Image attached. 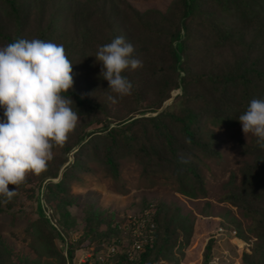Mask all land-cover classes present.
<instances>
[{"label":"trees","instance_id":"16d2710c","mask_svg":"<svg viewBox=\"0 0 264 264\" xmlns=\"http://www.w3.org/2000/svg\"><path fill=\"white\" fill-rule=\"evenodd\" d=\"M7 2L9 14L15 26L11 32L0 34L4 46L17 39H23L17 36L19 33L16 34L18 28L22 26V15L19 14L18 5L12 0ZM174 6L177 10L180 9V14L171 12L170 18L177 15L176 21H178L171 29L162 26L167 17L158 9L139 12L129 3L117 4L109 0L94 12L95 19L92 26L85 22L75 26L74 33L78 32L79 39L75 44L58 42V45H63L68 59L73 64V87L65 95L74 102L73 110L80 116V122L74 132L69 135L66 144L59 148L60 150L54 148L58 150L60 157L56 158L55 165L49 169L50 175L53 177L56 175L60 163L65 159V151L76 145L71 149L73 159L59 170L57 180L47 179L43 184L48 200L55 199L53 196L58 197L52 208V216L59 225L64 223L67 217L65 214L69 213L67 206L71 201L65 202L64 196L61 194V197L56 192L63 191L66 194L69 181L80 177L85 169H89L90 160L99 164L106 174L115 177L118 164L116 158L123 152L136 155L143 173L171 172L170 174L177 181V191L181 194L194 197L197 191L204 193L195 160L201 155L218 156L219 153L211 133H206V137L202 138L199 131L200 123L197 125L195 123L200 117L208 115L214 123L232 124L239 115L244 113L251 100L264 99V53L260 56L256 54L250 56V48L245 47L244 52L239 51L240 54L237 52L229 56L230 58H224L226 51H232L238 42L234 37L230 16L240 18L247 16L246 12H250L252 13L250 17H254L257 15H254L255 9L258 8L263 13L260 20L259 16L257 17L259 20L257 31L262 30L264 0H176ZM91 15V13L87 14L80 22L85 20L87 22ZM248 18L249 16L245 20ZM200 19L213 39L209 45L206 43L207 45L198 52L205 53L207 50L210 53L207 56V63L212 67L193 75L190 73L188 64L191 56L185 50V43L190 34L188 27L190 24L187 21H192V25L196 26ZM57 23H47L46 31L35 35V39L48 42L52 37L50 30L59 28L60 24ZM117 36H123L126 42L133 45L134 57L147 59L152 55L155 56V64L151 65L150 61H144L143 67L136 70L129 69L124 73L138 93L135 97L136 102L142 99V102L137 105H140L142 114L148 112L146 115L133 118L129 115L123 118L108 116L109 114L103 110L109 107L107 100L109 90L106 89L101 93L99 90L104 85L107 88L108 82L99 75L101 63L96 60L95 54L99 46L111 42ZM87 76L90 77V82L86 80ZM79 79H82L80 80L83 82L82 85L75 82ZM174 89L178 92L172 96L168 104L158 110ZM147 98L150 99L147 101ZM3 112L4 109L0 108V120L3 119ZM152 112L155 113L152 114ZM98 113L108 116L106 122L86 130L88 124L97 122ZM110 120L114 121L113 125L108 124ZM147 130L151 131L149 135ZM73 137H75L74 143ZM240 145L241 152L248 155L247 159L241 161L238 168L242 174L241 183L244 186L242 196L238 197L237 194L232 197L236 205L243 206V213L250 216L251 223L243 229L239 227V224L237 225L238 222L226 223L236 229L237 236L248 242L249 248L242 249L240 252L241 263L264 264V205H262L264 203V149L256 144L255 137L249 144L240 142ZM51 163L52 160L48 162V166ZM78 172L80 173L76 174ZM49 173L44 171L38 175L36 186L40 184L44 175ZM52 188L54 191L50 190ZM37 189L32 210L39 223L36 222L34 225H38V228L33 227L30 232L39 235L43 233L45 238L38 241V246L34 240L29 245L39 253L41 252L39 250L49 247L52 237L61 242L63 239L61 231L57 230L44 214ZM149 204L151 203L145 201L140 205V210ZM0 207L6 206L0 205ZM152 207L154 238L139 254L141 259L146 260L167 258L163 256L162 249L168 251L166 244H171L169 237L161 238L158 235L160 232L159 207L155 204ZM110 219L111 221L106 220L108 226L100 234L102 236L100 242L105 239L103 244L114 242L121 233L118 227L119 220ZM91 230L94 229L91 228ZM158 239L162 241H159V244ZM72 241L63 242L67 258H71L74 253ZM53 243L54 252L64 264L63 256L54 240ZM213 243L212 237H209L203 245L201 256L203 264L207 263L211 257ZM182 245L180 243V246ZM101 247L102 245H99L93 249L96 251ZM7 254L9 255L10 251H7ZM27 264H39V261L38 259H35L34 263L27 261Z\"/></svg>","mask_w":264,"mask_h":264},{"label":"rangeland","instance_id":"374dc122","mask_svg":"<svg viewBox=\"0 0 264 264\" xmlns=\"http://www.w3.org/2000/svg\"><path fill=\"white\" fill-rule=\"evenodd\" d=\"M12 1L18 5L19 14L22 15V26L18 28L19 30L17 29V32L15 31L16 34L19 33L17 36L27 40L35 39V35L46 31L47 23L58 22L60 24L58 25L59 28H52L50 30L52 37H50L48 42L55 44L67 42V44L72 45L79 40L77 38L78 32L74 33L75 26L84 22L92 26L95 19L94 12L109 0ZM113 1L117 2V4L129 3L131 7L139 12L158 9L167 17L162 24L165 28L172 29L176 25V22H178L176 18L180 14V9L177 10L174 6L176 0ZM7 4V0H0V34L11 32L13 26H15L9 14L10 11ZM172 11H175L177 15H173L170 18ZM90 13L92 15L87 22L86 20L80 22L82 18ZM262 13V11L256 8L254 15H257L254 17H250L252 15L250 12H246L247 16L245 17L235 18L230 16L234 28V37L238 42L232 51H226L227 53L224 54V58H230L229 56L237 52L239 53V51L244 52L245 47L250 48V56L255 54L260 56L264 53V27L262 30L257 31V24ZM248 16L249 18L245 20ZM258 16L259 20H257ZM201 21L200 19L196 26L192 25V21H187L190 24L188 25L190 34L185 43V50L191 56L188 64L190 66V73L193 75L212 67L210 66L211 64L208 65L207 63V56L210 53L207 50L205 53L204 51L198 52L207 44L209 45L213 39ZM3 46L0 38V47ZM140 60L142 63L150 61L151 65L155 64L154 55ZM80 80L82 79L75 82L82 85L83 82H80ZM86 80L90 82L91 79L87 76ZM134 88L135 86H133L131 95L123 97L117 104H111L108 101L109 107L103 109L109 114L108 116L124 118L130 115L133 118L148 113L142 114L140 105H137L142 102V99L140 98L136 102L135 97L138 93ZM106 89L104 85L99 90V93ZM96 91L98 92V90ZM171 92L175 94L178 90L174 89ZM149 99L147 98V101ZM154 113L152 112V114ZM108 116L98 113L96 115L97 122L88 124L85 129L88 130L93 128V126L104 124ZM113 122L110 120L108 124L113 125ZM198 123H200L199 131L201 137L205 138L206 133L210 132L214 137L215 148L219 153L218 156L201 155L195 160L197 170L202 179L204 193L197 191L194 197L181 194L177 191V181L170 174L171 172L155 171L143 173L136 155L123 152L116 158L118 164L115 177L106 174L99 164L90 160L88 162L89 169H85L80 174V177L78 176L74 180L69 181L67 186L68 192L66 194L63 191H60L61 193L56 192L60 196L61 194L64 196L65 202L67 200L71 201L67 206L69 213L65 214L67 217H65L64 223H62L63 226L59 225L52 216V208L58 197L53 196L55 199L51 198L48 200L43 184L47 179L57 180L59 170L73 159L71 149L76 147V145L65 151V159L60 163L58 172L54 177L50 175L49 169L55 165L56 158L60 156L57 150L59 148L53 149L54 157L52 163L45 171V173L49 174L44 175L40 184L36 186L38 183L37 175L29 174L26 182L17 189V194L9 203L5 205L0 202L1 206L7 207H0V264H10V262L11 264H19L21 262L27 264V261L34 263L35 259H38L39 264H62L58 255L54 252L52 246L54 244L53 240L63 256V262H65V245H63L65 240H74L72 241L74 243L73 252H78L81 249L97 248L105 242V239H102L100 242V238L102 237L100 234L108 226L106 220L109 219L111 221L110 218H113L114 221L119 220L121 223L126 214L135 213L140 210V205L145 201L159 207L160 232L158 235L161 238L164 236L166 238L169 237L171 241V244H166L168 251L162 249L164 251L163 256L167 258L162 257L163 262L161 264H203L201 261L202 248L208 239L207 234L210 229L215 228L218 224H222L228 230L230 225L226 222L229 221L231 223L238 222L237 225L239 224L241 229L246 228L251 223L250 216L243 213V206L236 205L232 196H237V194L238 197L242 196L241 193L244 186L241 183L242 174L238 168L241 161L247 159L248 155L241 152L240 142L249 144L254 136L251 134L246 137L244 136L238 119L232 124L224 122L214 123L208 115H205V117H200L195 125ZM147 131V135H149L151 131ZM74 139L75 137H73V143ZM177 152H179L178 149ZM13 187L9 185L10 189ZM36 188L39 191L38 197L39 201L42 202L44 214L48 221L57 230L61 231L63 239L61 242L52 237L49 247L45 250H39L41 251L39 253L35 252L33 247L29 245L34 240L36 246H38V241L45 238H43V233L39 235L38 233L30 232L33 227L38 228V225L35 226L34 224L36 222L39 223V220L34 216L35 212L32 210L34 209ZM50 190L54 191V188ZM3 200L4 197L0 196V201ZM165 224L167 225L164 226ZM91 228L94 230H91ZM188 232L189 237H187ZM186 237L187 240L185 242ZM250 238L252 240V237ZM159 241L158 239V244L162 242ZM213 241L210 256L212 257L213 254L214 257H217L216 260L220 264L228 262L234 264L235 259H238V254H240L242 247L245 246L242 243V247H235V244L238 242L234 244L230 239L224 237V235H218L216 240L213 239ZM180 243L183 245L180 246ZM248 248L249 246L245 249ZM7 251H10L9 255ZM236 251L237 256H235ZM7 257L10 259L7 260ZM178 258L180 259L179 261Z\"/></svg>","mask_w":264,"mask_h":264},{"label":"clouds","instance_id":"9594fccd","mask_svg":"<svg viewBox=\"0 0 264 264\" xmlns=\"http://www.w3.org/2000/svg\"><path fill=\"white\" fill-rule=\"evenodd\" d=\"M133 52V45L117 36L95 54L111 104L132 94L124 73L143 67ZM72 66L63 45L52 42L17 39L0 47V202L9 203L29 174L46 171L53 149L62 148L80 122L65 95L74 83ZM238 120L244 136L251 134L264 149V99L251 100Z\"/></svg>","mask_w":264,"mask_h":264},{"label":"built area","instance_id":"2783aa9c","mask_svg":"<svg viewBox=\"0 0 264 264\" xmlns=\"http://www.w3.org/2000/svg\"><path fill=\"white\" fill-rule=\"evenodd\" d=\"M152 205L151 203L135 213L126 214L124 220L118 224L121 233L114 242L102 244V247L96 251L93 248L78 249L79 251H75L71 258H67L64 252V264H161L163 262L162 258L146 260L141 259L139 256L145 245L150 244L154 238ZM218 235H224V237L230 239L232 236H237V232L234 227L227 230L222 224H218L215 228L209 230L207 238L212 237L216 240ZM232 243L235 244L236 242ZM242 243L245 246L235 244V247L247 248L248 242L243 240ZM239 255L234 264H242ZM235 256H237V251ZM216 259L217 257L212 254L207 263L220 264ZM226 264L232 263L228 262Z\"/></svg>","mask_w":264,"mask_h":264},{"label":"crops","instance_id":"0c3cea01","mask_svg":"<svg viewBox=\"0 0 264 264\" xmlns=\"http://www.w3.org/2000/svg\"><path fill=\"white\" fill-rule=\"evenodd\" d=\"M233 240H236V241H233ZM237 240L241 242V243L238 242L239 244H242V241H243L244 239L240 238L239 236H232V237L230 238V241H231V242H237ZM244 241H246V240H244ZM238 243H237V244H238Z\"/></svg>","mask_w":264,"mask_h":264},{"label":"water","instance_id":"95a60500","mask_svg":"<svg viewBox=\"0 0 264 264\" xmlns=\"http://www.w3.org/2000/svg\"><path fill=\"white\" fill-rule=\"evenodd\" d=\"M173 95H174V92H171V96L168 99H166V100L163 101V103L161 104V106H160L159 109H162L168 103V101L171 100V98H172Z\"/></svg>","mask_w":264,"mask_h":264},{"label":"bare ground","instance_id":"6f19581e","mask_svg":"<svg viewBox=\"0 0 264 264\" xmlns=\"http://www.w3.org/2000/svg\"><path fill=\"white\" fill-rule=\"evenodd\" d=\"M237 242H239V241L237 240Z\"/></svg>","mask_w":264,"mask_h":264}]
</instances>
